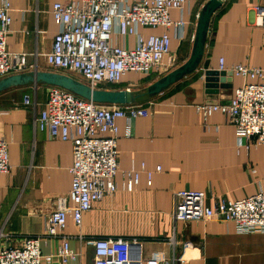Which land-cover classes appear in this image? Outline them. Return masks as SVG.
<instances>
[{
    "label": "crops",
    "instance_id": "obj_1",
    "mask_svg": "<svg viewBox=\"0 0 264 264\" xmlns=\"http://www.w3.org/2000/svg\"><path fill=\"white\" fill-rule=\"evenodd\" d=\"M10 1L9 51L25 53L36 70L63 73L48 63L46 53L60 28L53 4L69 0ZM207 1L189 0L182 10L170 11L172 20L186 21L183 37L174 28H141L146 37L165 31L170 35L165 63L171 65L150 74L131 72L134 78L128 73L117 89L141 90L186 62ZM257 6L264 7V0H225L212 16L199 67L161 93L134 103L148 109V116L118 119V189L95 202L80 225L68 215L62 234L77 253L69 264H93L94 248L88 240L97 238H138L144 258L174 264H264V232H239L234 222L218 219L183 222L174 218V196L180 190L202 191L211 204L219 198L240 200L261 188L264 144L255 137L239 139L222 112L205 118L197 110L203 102H228L235 89L250 81L233 74L231 82L208 80L210 72L222 70L221 60L228 71L239 64L264 68V27L257 23ZM113 43L134 46L136 37L116 32ZM53 67L59 71L50 70ZM30 71L34 69L25 72ZM51 86L29 84L0 92V139L8 143L11 165L9 172L0 173V250L42 234L58 198L67 196L71 188L72 143L50 137L35 123ZM25 95L31 96L30 105L24 103ZM132 168L139 172V183L128 190L126 172ZM62 239H44L43 254H54Z\"/></svg>",
    "mask_w": 264,
    "mask_h": 264
},
{
    "label": "built area",
    "instance_id": "obj_2",
    "mask_svg": "<svg viewBox=\"0 0 264 264\" xmlns=\"http://www.w3.org/2000/svg\"><path fill=\"white\" fill-rule=\"evenodd\" d=\"M189 0H69L53 4L52 13L59 24L52 49L46 53L48 63L60 69L81 74L93 88L117 89L128 73L161 72L169 68L165 63L170 52L171 37L161 34L144 36L141 28H174L183 37L186 21L172 20V9L182 10ZM11 1L0 0V79L27 70H36L25 53L8 49L7 37L13 18ZM257 23L264 27V7L254 8ZM135 36L134 46L113 43V36ZM223 70V60H221ZM228 71V70H227ZM233 75L249 79L235 89L226 103L203 102L197 110L205 118L222 112L235 126L239 139L255 137L264 144V68L236 65ZM24 103H32L25 95ZM149 110L135 104L105 105L83 98L65 88L52 85L45 108L35 123L52 138L70 141L73 146L71 188L67 196L57 200L56 209L48 216L44 232L27 236L20 246L0 250V264H53L58 260L69 264L77 253L62 231L71 214L76 225L83 214L106 195L115 193V177L119 169L118 119L130 121L148 116ZM128 135L130 130H127ZM144 169V166H143ZM160 170V167L158 168ZM11 170L9 147L0 139V173ZM126 174L128 190L139 183V172L132 168ZM151 178V173L148 174ZM260 190L240 200L219 198L209 204L204 192L180 190L174 196V218L183 222L212 219L234 222L239 232H264V179ZM63 237L54 254L44 255L41 243L48 237ZM88 243L94 248L93 264H174L162 259H146L142 241L138 238H97ZM183 262V256L178 258Z\"/></svg>",
    "mask_w": 264,
    "mask_h": 264
},
{
    "label": "water",
    "instance_id": "obj_3",
    "mask_svg": "<svg viewBox=\"0 0 264 264\" xmlns=\"http://www.w3.org/2000/svg\"><path fill=\"white\" fill-rule=\"evenodd\" d=\"M224 2L225 0H208L204 4L198 17L193 49L189 59L146 88L138 91L128 88H93L69 74L55 71L34 70L13 74L0 79V92L16 86L47 84L65 88L83 98L105 105H128L148 97H153L182 79L184 76L194 72L199 67L206 47L212 16ZM209 75L211 77H208V80H220L221 82H231L233 80L232 73L227 70H217L216 72H210Z\"/></svg>",
    "mask_w": 264,
    "mask_h": 264
},
{
    "label": "rangeland",
    "instance_id": "obj_4",
    "mask_svg": "<svg viewBox=\"0 0 264 264\" xmlns=\"http://www.w3.org/2000/svg\"><path fill=\"white\" fill-rule=\"evenodd\" d=\"M51 67H52V66H51ZM51 67H48V68H51ZM50 70H56V71H59L58 69H56V68H54V67H53V69H50ZM61 71H63V73H65V74L72 75V76H74L75 78H77V79H79V80L85 82L84 77H83L81 74L77 73V72H71V71H66V70H61ZM128 77H130V78H134V74L129 73V74H128ZM85 83H86V82H85Z\"/></svg>",
    "mask_w": 264,
    "mask_h": 264
},
{
    "label": "trees",
    "instance_id": "obj_5",
    "mask_svg": "<svg viewBox=\"0 0 264 264\" xmlns=\"http://www.w3.org/2000/svg\"><path fill=\"white\" fill-rule=\"evenodd\" d=\"M117 88V87H116Z\"/></svg>",
    "mask_w": 264,
    "mask_h": 264
}]
</instances>
